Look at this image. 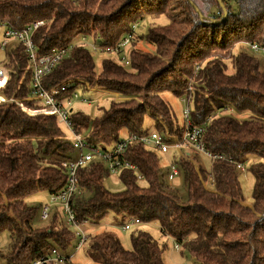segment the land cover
<instances>
[{
  "label": "trees",
  "instance_id": "trees-1",
  "mask_svg": "<svg viewBox=\"0 0 264 264\" xmlns=\"http://www.w3.org/2000/svg\"><path fill=\"white\" fill-rule=\"evenodd\" d=\"M163 17L167 25L151 27L146 36L137 33L146 19ZM0 19L19 31L43 22L33 37L39 55L68 48L82 36L100 37L115 48L134 34L130 65L106 59L98 72L92 51L78 47L44 79L48 90L75 84L77 89L64 99L92 88L126 98L96 119L72 112L88 146L108 152L126 137L153 133L145 127L148 116L156 132L181 139L185 115L180 126L164 98L172 92L188 100L193 126L205 128L204 146L218 157L207 171L191 160V149L188 156L176 153L173 163L183 172L187 202L164 181L160 153L141 143L129 145L126 159L144 180L124 171V192L105 187L111 173L95 160L78 172L86 194L73 206L80 224L95 225L111 214L122 218V226L138 219L140 225L157 224L200 264H264V55L243 50L264 46V0H0ZM140 38L155 51L137 48ZM7 58L5 96L42 108L32 98V68L24 45L19 43ZM66 133L55 116L31 115L13 102L0 104V236L8 232L12 239L5 264H35L54 250L63 256L76 252L69 254L77 234L60 210L44 220L48 226L34 229L39 211L26 204L39 191L53 194L67 186L62 163L76 151L63 140ZM252 157L257 162L250 169L255 178L251 207L237 167ZM88 242L89 255L100 264H166L165 247L144 231L132 235V250L110 233L90 234Z\"/></svg>",
  "mask_w": 264,
  "mask_h": 264
},
{
  "label": "built area",
  "instance_id": "built-area-1",
  "mask_svg": "<svg viewBox=\"0 0 264 264\" xmlns=\"http://www.w3.org/2000/svg\"><path fill=\"white\" fill-rule=\"evenodd\" d=\"M44 25L43 22L37 23L32 27L19 31L11 28L9 22L6 19H0V26L5 29L4 42L0 45L2 50L7 49L10 40H17L22 43L26 49V53L29 57L32 68V90L34 92L33 99L40 103V109H34L31 107H25L18 100H12L5 96L4 88L8 81V73L0 67V104L16 103L19 107L24 109L31 115H46L55 116L58 119V123L67 131L69 136H65L63 140L70 141L76 151L75 157L66 160L62 163V167L67 171L68 182L65 189L62 191L50 194L49 203L43 205L41 218L42 220H48L55 210H60L66 218V224L68 227L73 228L77 237L80 239L76 252L71 256H63L56 250L53 251L52 256L46 260L38 261L35 264H45L47 262L63 263L66 261H72L73 257L81 251L88 243V236L83 231L84 225H92L91 222L85 221L80 224L73 209L75 201L83 196L84 191L81 190L79 184L78 172L81 168L86 167L88 164L95 160L101 161L107 165V168L111 174L121 175L124 171H130L138 176L139 181H143L144 177L139 172L138 167L126 159L127 150L129 145L134 142L141 143L150 149L157 151L158 153L166 156L171 151H175L180 156H188L187 149H191L192 154L196 156H204L209 158L212 162L218 157L211 154L204 146L203 137L205 134V128L194 127L190 119V109L187 106L184 115L186 121V131L181 139L172 137L168 134H160L159 132L146 133L141 136H129L122 139L113 149L108 152H103L96 147H90L84 136L75 128V125L71 119L72 112H74L73 106L76 100H79L78 92L75 91L73 99H64L65 94L71 91L73 88L77 89L75 84H67L60 88L46 89L44 86V79L51 74L59 63L68 59L75 48L81 47L89 49L93 54H112L116 55L122 64L125 66L131 63V51L133 43L136 41L134 34L129 35L127 38L121 41V43L115 48L107 47L102 38H94L92 36H82L72 43L68 48L57 49L47 55H39L34 43L35 32ZM136 31L137 26H135ZM255 53H261L264 55V46L253 44L251 47ZM81 88V87H79ZM83 89V88H81ZM31 98V99H32ZM85 102V100L81 101ZM183 102L188 105V100L183 99ZM238 172L240 174H247V170L244 165H239ZM180 175V170L173 163H171V170L168 173V181L174 182ZM141 222L138 219H131L126 222L122 228L124 232L132 231L136 226H140ZM176 251H180L181 247L177 245Z\"/></svg>",
  "mask_w": 264,
  "mask_h": 264
},
{
  "label": "rangeland",
  "instance_id": "rangeland-1",
  "mask_svg": "<svg viewBox=\"0 0 264 264\" xmlns=\"http://www.w3.org/2000/svg\"><path fill=\"white\" fill-rule=\"evenodd\" d=\"M75 1V0H71ZM169 21L166 18H161L158 20L154 19H146L144 22H142L137 29V33L140 35L146 36L150 30L151 27L154 26H161V25H167ZM4 34L5 29L0 26V45L4 42ZM137 48H139L142 51L145 52H154L155 49L151 45H148L143 39H139V42L136 44ZM19 46V42L17 40H10L9 45L7 49L2 50L0 49V67L5 69V63L7 62V57ZM239 48L237 47L235 49V54H238ZM243 50L248 52L250 55H253L255 57H259V54L251 51L250 47L243 46ZM94 58L97 63V71L101 72L102 70V63L106 59H114L115 61L120 63V59L116 55L112 54H94ZM264 68V64L262 69ZM5 71L8 73V71L5 69ZM9 75V74H8ZM79 99L83 101L84 99L87 101V103H83L79 100H76L74 102L73 109L75 112H82L84 115L90 117L91 119H96L100 117L103 114V111L106 109L108 110L113 102H123L126 100L125 97L121 96L120 94L111 93V92H104L102 90L92 88L88 89L87 91L81 90L78 92ZM164 98L168 101V103L171 105L174 114L176 116V122L183 126L184 123V117H183V111L186 108V104L181 100L180 97L176 96L174 93L169 92L164 95ZM145 127L150 130V132H156L158 131L155 126V121L150 118L149 116L146 118L145 121ZM67 134V133H66ZM67 136L71 137L69 134ZM176 153L175 151H171L166 156L161 155V168L163 171V177L164 181L167 185H169L172 189H174L180 196L183 202H187L188 200V189L185 185L184 175L183 172L178 168L181 172L180 175L175 179L174 182L170 183L168 181V173L171 170V163L173 164L174 157ZM178 156V155H177ZM196 156V155H195ZM197 158V159H196ZM194 157V154L191 155V160L195 163V165L199 168H205L207 171L211 170L212 167V161L209 158H206L204 156H196ZM257 162V158H251L249 159L248 163H246L244 166L247 170V174H240V179L242 182V187L244 190V194L246 197V204L248 206H253V186L255 184V178L252 175L250 169L251 166ZM105 187L113 192V193H121L125 191V185L122 182L120 175L111 174L105 179ZM143 186L146 185L145 182L141 183ZM85 193L82 197H85ZM50 200V193L47 191H39L31 196H29L26 199V204L30 207H35L38 209V215L34 219L32 226L34 229H39L46 227L50 224L49 221H43L41 218V207L47 203H49ZM63 221H65L64 216L62 217ZM122 218L111 214L109 215L105 220L101 221L98 224L95 225H84L82 227L83 231L87 236L90 234L93 236H96L98 234H114L117 236L123 246L127 250H132V242L131 237L135 232L138 231H144L149 233L152 237H154L157 242L162 246L165 247V253L163 256V259L166 264H200L195 259L191 258L187 252L182 248L181 251H176L177 244L172 238L164 236L159 226L155 223L151 224H142L140 226H136L132 231L124 232L122 228ZM80 239L77 237L76 240L73 241L71 248L69 249V254H72L74 252V248H76L79 244ZM12 243L11 236L8 232H5L0 236V264H5V259L3 258V255H6L9 250ZM89 244L88 242L84 248L77 253V255L73 258V262L77 264H100L95 262L91 256L88 253L89 250Z\"/></svg>",
  "mask_w": 264,
  "mask_h": 264
},
{
  "label": "water",
  "instance_id": "water-1",
  "mask_svg": "<svg viewBox=\"0 0 264 264\" xmlns=\"http://www.w3.org/2000/svg\"><path fill=\"white\" fill-rule=\"evenodd\" d=\"M227 19V15H226V18H225V20Z\"/></svg>",
  "mask_w": 264,
  "mask_h": 264
}]
</instances>
